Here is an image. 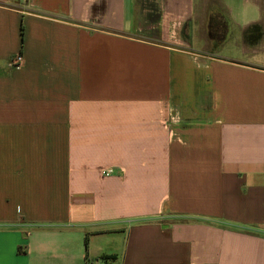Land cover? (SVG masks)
Returning <instances> with one entry per match:
<instances>
[{
    "label": "crops",
    "instance_id": "crops-1",
    "mask_svg": "<svg viewBox=\"0 0 264 264\" xmlns=\"http://www.w3.org/2000/svg\"><path fill=\"white\" fill-rule=\"evenodd\" d=\"M156 4L0 0V264H264V0Z\"/></svg>",
    "mask_w": 264,
    "mask_h": 264
},
{
    "label": "trees",
    "instance_id": "trees-1",
    "mask_svg": "<svg viewBox=\"0 0 264 264\" xmlns=\"http://www.w3.org/2000/svg\"><path fill=\"white\" fill-rule=\"evenodd\" d=\"M138 7L140 12L145 15V19L149 22H155L157 15V4L156 0H138ZM23 31V30H22ZM263 33L261 26L252 25L247 28L245 32V38L247 41H255ZM114 257H102L103 260L113 259Z\"/></svg>",
    "mask_w": 264,
    "mask_h": 264
},
{
    "label": "built area",
    "instance_id": "built-area-1",
    "mask_svg": "<svg viewBox=\"0 0 264 264\" xmlns=\"http://www.w3.org/2000/svg\"><path fill=\"white\" fill-rule=\"evenodd\" d=\"M22 62H23V55L19 54V55L13 57V59L10 62V66L11 67H19L22 64ZM103 174L106 176H109L112 174V171L111 170L103 171ZM104 262L105 261L103 259H101L99 261H96L94 264H105Z\"/></svg>",
    "mask_w": 264,
    "mask_h": 264
},
{
    "label": "rangeland",
    "instance_id": "rangeland-1",
    "mask_svg": "<svg viewBox=\"0 0 264 264\" xmlns=\"http://www.w3.org/2000/svg\"><path fill=\"white\" fill-rule=\"evenodd\" d=\"M233 36H236V35H234V34H233ZM233 40H234V39H233V38H231V42H230L231 44L233 43V42H232ZM231 44H230V46H231ZM95 262H96V261H95Z\"/></svg>",
    "mask_w": 264,
    "mask_h": 264
}]
</instances>
